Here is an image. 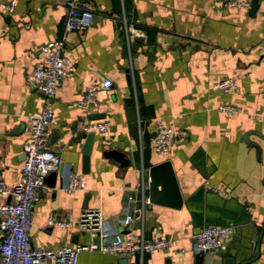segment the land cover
I'll use <instances>...</instances> for the list:
<instances>
[{"label":"crops","instance_id":"1","mask_svg":"<svg viewBox=\"0 0 264 264\" xmlns=\"http://www.w3.org/2000/svg\"><path fill=\"white\" fill-rule=\"evenodd\" d=\"M63 1L15 0L12 13L0 10V179L7 185L19 181L24 163V120L43 103L26 76L41 64L40 47L62 36ZM89 1L91 26L65 40L74 69L54 96L48 144L83 175L86 189L65 193L58 172L45 183L32 207L33 245L97 241L75 228L48 227L46 219L54 213L77 222L85 209H101L105 220L115 217L134 195L140 171L169 161L181 206L150 203L143 217L135 213L118 231L122 238L129 232L172 238L178 247L138 254L127 264H195L193 235L210 223H231L235 232L215 255L205 256V264H264V0H248L247 10L224 7V0ZM230 77H237L234 92L211 89ZM104 78L112 86L96 93L85 121L111 125L94 132L85 168L87 133L74 132L82 118L76 103L86 86ZM220 103L247 114L222 115ZM156 121L186 130V141L165 155L155 153L149 138ZM8 200L0 194V205ZM123 259L86 251L78 264H125Z\"/></svg>","mask_w":264,"mask_h":264},{"label":"built area","instance_id":"2","mask_svg":"<svg viewBox=\"0 0 264 264\" xmlns=\"http://www.w3.org/2000/svg\"><path fill=\"white\" fill-rule=\"evenodd\" d=\"M64 28L61 38L43 44L39 49L41 64L31 75L26 76L34 89L43 97L42 108L36 115L25 118L24 125L27 141L23 145L24 163L20 171L19 181L15 185H7L0 179V194L8 196L9 200L0 205V264H78L82 252L100 251L126 257L131 262L136 255L154 253L178 247V241L172 238L146 239L143 235L136 236L133 232L122 238L118 228L129 225L135 213L144 216L150 205L147 192L148 178L146 171L141 170L139 182L134 188V195L128 196L122 204L119 215L105 220L101 209L83 210L77 222L67 218L57 217L50 213L46 219L48 227L75 228L88 232L91 237H98L97 241L89 243L65 244L58 248L36 247L30 240L32 225V207L39 199V193L46 187L45 177L51 172H58L60 166V189L71 194L86 189L83 175L73 171L69 163L63 162L61 157L48 148L50 124L52 121V103L57 90L64 79L73 72L74 63L64 54L65 40L71 33L80 32L91 26L94 12L89 0H64ZM227 8L247 10L248 0H224ZM16 7L15 0L0 1V10L8 14ZM112 82L104 78L99 83H91L85 87L77 101L82 118L75 125V133L105 132L111 123L109 121L86 122L85 119L91 107L97 105L96 93L108 90ZM237 88V77H230L214 82L211 89L223 93H232ZM222 115L247 114L245 110L231 103H220L216 107ZM186 130H177L156 121L152 135L149 138L152 151L165 155L173 144L186 141ZM227 196L224 190L208 186ZM234 225L208 224L193 235V251L215 255L224 240L233 235ZM184 252V248H179Z\"/></svg>","mask_w":264,"mask_h":264},{"label":"water","instance_id":"3","mask_svg":"<svg viewBox=\"0 0 264 264\" xmlns=\"http://www.w3.org/2000/svg\"><path fill=\"white\" fill-rule=\"evenodd\" d=\"M256 8L255 2L252 3L251 11ZM25 128V125H23ZM94 132H89L85 136L83 153L84 166L86 168L88 163V155L91 150ZM113 155V153H111ZM117 160H120L117 158ZM120 162H123V160ZM126 163V162H125ZM62 166H60L58 173L61 172ZM56 172H51L45 177V183L52 184L55 178ZM148 178V196L151 203L162 204L173 208H179L182 203V199L179 194L177 182L174 172L172 170L171 163L169 161H162L160 163L150 166L146 171ZM210 224H222V223H210ZM205 253H198L195 257V264H205ZM124 263H128V259L124 257Z\"/></svg>","mask_w":264,"mask_h":264}]
</instances>
